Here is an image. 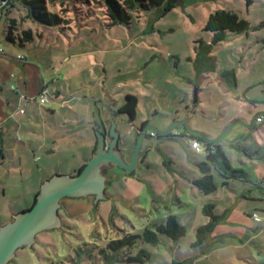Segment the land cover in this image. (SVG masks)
Returning <instances> with one entry per match:
<instances>
[{"label":"rangeland","instance_id":"1","mask_svg":"<svg viewBox=\"0 0 264 264\" xmlns=\"http://www.w3.org/2000/svg\"><path fill=\"white\" fill-rule=\"evenodd\" d=\"M49 9L64 22L34 21L20 4L0 13V62L12 63L16 75L21 62L12 56L25 57L39 68L50 92L40 103L42 86L23 100L14 78L4 85L10 105L0 129L5 155L0 159V227L32 206L46 179L76 174L93 155L95 122L106 119L110 105L122 104L127 94L135 95L138 105L133 122L122 115L116 121L126 159H132L135 128L143 122L163 131L186 121L217 137L237 121L220 142L233 166L245 168L252 182L233 180L226 186L213 170L217 189L203 193L192 178L200 175L198 162L205 155L191 148L187 128L176 125L167 136L149 130L142 145L147 153L133 172L107 167L106 200L67 197L59 211L61 226L38 233L7 264H108L99 249L109 240L155 229L171 213L185 225V236L175 241L160 234L157 245L138 239L132 252L151 253L144 264H264V201H259L264 200V120L256 118L253 131L245 125L264 115V0H185L165 14L162 8L138 9L129 22L116 24L103 0H68ZM217 9L236 12L250 28L221 35L207 31L209 14ZM12 19L17 42L6 38ZM27 29L34 39L22 45L19 33ZM202 46L213 56V68H205L209 62ZM224 71H234L235 85L223 78ZM30 80L37 85V78ZM239 127L247 131L236 132ZM232 140L238 149L227 143ZM72 199L91 206L70 214L64 208ZM207 203L224 216L204 245L193 246L197 227L210 220L203 212ZM254 212L260 221L253 219Z\"/></svg>","mask_w":264,"mask_h":264},{"label":"trees","instance_id":"2","mask_svg":"<svg viewBox=\"0 0 264 264\" xmlns=\"http://www.w3.org/2000/svg\"><path fill=\"white\" fill-rule=\"evenodd\" d=\"M68 0H0L2 13L3 8H8L10 11L11 6L22 5L27 9V17L34 21H38L45 25H60L64 22L61 15L53 12L49 9V4H55L57 2L64 3ZM97 2L100 0H91ZM107 6L108 16L113 24L121 22H129L132 19L133 12L142 8H162L164 14L173 10L179 4L185 0H103ZM16 19H12L8 26L6 38L12 42L16 41L14 34V26ZM250 28V22L240 18V16L231 10L217 9L209 14L205 29L207 31L214 32L217 35H221L225 31L242 32ZM20 44L34 39V35L30 29L23 30L19 33ZM200 53H204V60L209 65L214 67L213 56L209 55V50L206 46H202ZM205 68L199 71L206 70ZM223 78L229 84H236V77L234 71H224L222 73ZM41 91H39L40 94ZM138 105V99L135 95L127 94L124 104L119 108L120 113H125L129 120L136 118V109ZM260 116V115H258ZM264 120V119H263ZM147 124L143 122L142 125ZM257 128L253 125L250 131ZM251 136V132L244 135L245 138ZM189 138H195L200 140L206 145L205 160L198 162L200 175L192 178V183L197 186L203 193L211 194L217 189L213 170H216L223 177V184L230 186L233 180H249V172L243 167L233 166L231 160L226 154L221 142H205L200 137L191 134ZM97 145V139L93 147V153L95 152ZM3 137L0 135V154L2 153ZM86 162H84L75 173L81 171ZM39 194V190L35 194V199ZM32 204V205H33ZM203 212L210 218L208 222L197 227L196 240L193 242V246H202L205 244L209 235L213 232L216 225L221 221L224 214L215 213L214 203H207L203 206ZM160 234H165L175 241L185 236L186 227L177 218L176 214L171 213L167 216L165 223L156 225L155 229L146 227L141 234L125 233L122 237L117 239H111L107 242L106 246L99 249V253L104 255V258L108 264L110 263H133L141 262L146 263L151 258V253L145 249L140 248L136 253L132 252L138 239H142L146 243L157 245L160 240Z\"/></svg>","mask_w":264,"mask_h":264},{"label":"water","instance_id":"3","mask_svg":"<svg viewBox=\"0 0 264 264\" xmlns=\"http://www.w3.org/2000/svg\"><path fill=\"white\" fill-rule=\"evenodd\" d=\"M120 114L127 116L125 113ZM257 116L255 115L247 126H252ZM114 117L113 112L110 117L109 145L106 143V134L99 129V125H96L97 146L84 168L76 174H56L46 179L41 185L35 203L29 209L15 214L12 220L0 227V264H7L15 256L18 248L31 246L36 241L38 233L61 226L59 211L64 198L95 195L96 202L106 200L107 176L103 173V168L113 163L126 172H133L147 153L142 145L149 130L154 135L167 136L176 125L183 124L190 133L203 141L216 143L227 137L237 123L235 121L227 125L217 137H208L190 128L186 121L175 122L163 131L148 123L141 125L135 128L137 135L134 153L132 159L127 162L119 148L120 132ZM127 119L129 120L128 116Z\"/></svg>","mask_w":264,"mask_h":264},{"label":"crops","instance_id":"4","mask_svg":"<svg viewBox=\"0 0 264 264\" xmlns=\"http://www.w3.org/2000/svg\"><path fill=\"white\" fill-rule=\"evenodd\" d=\"M2 51H3V49H2ZM19 56L20 55H18L17 57L12 56L13 57L12 59H15V60L19 61V63L21 62L20 70H19V72L16 75H13V73H12L15 70V67H14V65L12 63L0 62V129H3L2 127L4 126V122L8 118V113L6 111V107H8L10 105L9 100L7 98L3 97L4 85L7 84L12 78H14L15 82H16L17 92L19 93V96L23 97V100H27L28 98H30L35 93H38L40 87L44 83H46V81L43 78L44 77L43 74H41V76H40L39 68L34 63H31V62H28V61H24L25 57H23V59H20ZM30 77H31L32 80L35 79V78L38 79V83H37L36 86H34L32 83H30V81H31ZM17 92H15V94L18 96ZM29 93H30V95H29ZM123 104H124V102L122 104H120V105H117V104L110 105V108L108 109V115L106 116V119L100 118V119H98L95 122L96 125L100 126L99 129L102 132H104L107 129L108 124H109L108 128L110 129V126H111L110 117L112 116L113 112L118 110ZM120 115H121L120 112H117V115H115V117H114V121L115 122L117 121L118 117H120ZM260 116L264 117V115H260ZM125 117L127 118V116H125ZM247 124L248 123H245L246 126H247ZM252 126H248L249 129ZM242 130H246L247 131L246 128L245 129L244 128L240 129V127H239V128H237L236 132H239V131H242ZM0 132H2V131H0ZM207 136L211 137L209 135H207ZM2 137H3V143H4V136L2 135ZM234 137H236V135H234ZM96 139H97V142H98V138L97 137L95 138V141H96ZM110 141H111V138H110ZM227 143L232 148H236V149L239 148V146L233 140L229 141ZM94 145H95V142L93 144V147H94ZM223 148H224V146H223ZM4 158H5L4 147L2 146V153L0 154V159L3 160ZM87 160H88V158H87ZM87 160H85V161H87ZM127 162H129V161H127ZM244 181H246V180H244ZM247 182H252V181L249 179V180H247ZM261 184H263V182H261ZM65 199H67V198H64L62 200L61 208H62V205H63V202H64ZM83 201L74 200V199H72L70 201H66L65 202L66 208H64V209L67 210L69 213H70L71 209H77V208H83L84 209L83 211H85L87 208H89L91 206V203L90 204L89 203L86 204ZM259 201L263 202L264 200L260 199ZM257 207H261L262 208L263 206H257ZM80 213H78V214H80ZM254 213H256V212H254ZM250 218H252V217L250 216ZM216 237H218V235H215L214 238H216Z\"/></svg>","mask_w":264,"mask_h":264},{"label":"built area","instance_id":"5","mask_svg":"<svg viewBox=\"0 0 264 264\" xmlns=\"http://www.w3.org/2000/svg\"><path fill=\"white\" fill-rule=\"evenodd\" d=\"M0 51H2V48L0 47ZM20 59H23V56H19ZM55 71H58V68H55L54 69ZM263 87H264V81H263ZM40 103H45L47 100H49L50 98V92H49V89H48V86H47V83H44L42 85V88L40 90ZM28 102V101H26ZM21 112L24 113L25 110L24 109H21ZM264 117L263 116H257V121H263ZM190 146L191 148L196 151L197 153L199 154H205L206 153V145L201 142L200 140L198 139H195V138H190ZM253 219L255 221H260L261 218L258 214L254 213V215L252 216Z\"/></svg>","mask_w":264,"mask_h":264},{"label":"flooded vegetation","instance_id":"6","mask_svg":"<svg viewBox=\"0 0 264 264\" xmlns=\"http://www.w3.org/2000/svg\"><path fill=\"white\" fill-rule=\"evenodd\" d=\"M117 112H119V109L118 110H116L114 113H115V115H117ZM109 124H108V126H107V129L104 131V133L106 134V142H107V145L109 144V142H110V137H109ZM192 133H190V132H188V137L191 135ZM136 135H137V133H136ZM122 156L125 158V160L126 161H130V159L128 160V159H126V157H125V155L124 154H122ZM111 166H117L116 164H113V163H111V164H109V165H107V166H105L104 168H103V173L105 174V172H106V169H107V167H111ZM118 168H120L119 166H117Z\"/></svg>","mask_w":264,"mask_h":264}]
</instances>
